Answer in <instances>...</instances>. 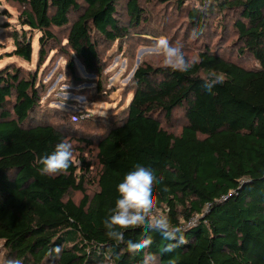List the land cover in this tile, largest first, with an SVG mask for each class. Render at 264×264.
Returning <instances> with one entry per match:
<instances>
[{"label": "trees", "instance_id": "obj_1", "mask_svg": "<svg viewBox=\"0 0 264 264\" xmlns=\"http://www.w3.org/2000/svg\"><path fill=\"white\" fill-rule=\"evenodd\" d=\"M8 1L17 5L21 27L12 30L8 56L30 62L32 33L39 35L40 61L62 39L98 78V42L124 40L150 21L141 0L126 1L125 18L117 0ZM177 8L195 39L231 31L237 56H249L255 65L226 59L205 43L191 71L138 66L123 117L97 142L92 195L84 188L91 170L84 157L65 172L40 175L39 159L65 135L44 118L45 87L36 73L11 62L0 67V240L6 264H144L149 254L154 259L148 264H264V0H179ZM210 70L226 76L211 94L202 88ZM178 108L186 122L174 134L160 119ZM136 163L163 176L154 211H164L181 229L185 243L173 252H164L170 242L143 226L125 230V241L152 238L149 248L136 253L105 235L115 187ZM69 191L80 192L81 199L75 202Z\"/></svg>", "mask_w": 264, "mask_h": 264}, {"label": "rangeland", "instance_id": "obj_2", "mask_svg": "<svg viewBox=\"0 0 264 264\" xmlns=\"http://www.w3.org/2000/svg\"><path fill=\"white\" fill-rule=\"evenodd\" d=\"M81 2V0H78ZM127 0H117V8L125 18ZM141 0L150 21L142 31H132L124 40L99 41L98 54L103 73L98 76L86 72L79 59L68 50L61 39L55 48H47L43 59L38 58V34L32 33V56L30 62L8 56L13 49L12 30L21 29L17 16L18 7L8 0H0V67L11 62L24 71L36 73L45 89L41 95V110L46 122L59 126L65 142L73 146V158L84 157L91 163L84 188L92 195L96 189L99 169L97 142L109 127L123 117L132 97L131 77L135 69L143 64L165 65L160 54H148L156 38L168 37L173 45L179 44L186 54L195 56L208 44L212 51L229 60H238L246 67L255 62L249 56L238 57L235 36L227 35L196 38L188 31L185 14L178 9L179 0ZM210 35V34H209ZM73 64L70 67V64ZM101 86V89L99 87ZM161 125L171 133L179 134L185 124L184 111L178 108L170 119L161 118ZM68 197L78 202L82 194L69 191ZM155 214H164L157 211ZM3 242L0 240V264L5 263Z\"/></svg>", "mask_w": 264, "mask_h": 264}, {"label": "clouds", "instance_id": "obj_3", "mask_svg": "<svg viewBox=\"0 0 264 264\" xmlns=\"http://www.w3.org/2000/svg\"><path fill=\"white\" fill-rule=\"evenodd\" d=\"M148 54H160L163 63L173 70L188 72L198 62V56L186 54L179 44L173 45L168 37L160 36L153 45L147 49ZM226 76L222 72L210 70L202 80V88L211 94L217 85L225 82ZM38 171L40 175L55 176L67 171L70 166L79 165L80 161L73 158V146L70 142L61 141L53 150L39 159ZM163 180L158 176L157 170L150 165L136 163L126 172L122 180L116 185L117 199L114 207L103 220L105 235L117 245L124 243L127 249L136 253L147 249L152 244L151 236L125 241V230L137 226L146 227L149 232L158 233L164 240L169 241L164 252H173L179 245L185 243L181 229L174 226L165 214H155L158 204L157 183ZM55 253L61 251L60 247L53 249ZM149 254L144 264L153 260ZM10 264H22L17 259Z\"/></svg>", "mask_w": 264, "mask_h": 264}]
</instances>
